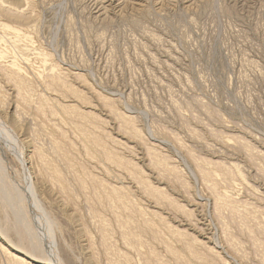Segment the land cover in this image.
Returning <instances> with one entry per match:
<instances>
[{
	"label": "rangeland",
	"instance_id": "rangeland-1",
	"mask_svg": "<svg viewBox=\"0 0 264 264\" xmlns=\"http://www.w3.org/2000/svg\"><path fill=\"white\" fill-rule=\"evenodd\" d=\"M30 2L49 61L39 84L0 63V115L64 264H264V0Z\"/></svg>",
	"mask_w": 264,
	"mask_h": 264
},
{
	"label": "bare ground",
	"instance_id": "bare-ground-1",
	"mask_svg": "<svg viewBox=\"0 0 264 264\" xmlns=\"http://www.w3.org/2000/svg\"><path fill=\"white\" fill-rule=\"evenodd\" d=\"M0 2L7 3L13 12L9 11L8 7H6L7 10L10 15L14 16L13 24L0 20V63L13 67L23 78L33 77L39 84L43 81L42 69L48 64L49 59L39 54L35 47L37 43L35 38L25 28L19 27L15 21L18 16L24 14L23 11H28L31 2L30 0H0ZM19 45L22 46L23 51L19 50ZM29 49H31V53ZM57 68V63L52 64L51 77H54L55 71L57 73ZM24 148L22 141L17 139L14 128L0 115V200L13 214V218L7 221L0 233L5 231L8 234L9 231H12L15 234L17 243L7 242L14 248V251L8 250V253L21 262L64 264L55 250L54 242L45 240L42 232L40 233V228H36L35 222L31 226L32 218L35 217L40 225L47 224L51 235H53V229L57 227V224L46 213L41 201L36 196L35 187L31 186L28 180L30 175L28 176L26 170L27 161ZM7 151L22 165L21 171L15 170L16 168L10 164ZM5 217H7L6 214ZM6 233L4 235H7ZM7 238L6 236L5 239L8 240Z\"/></svg>",
	"mask_w": 264,
	"mask_h": 264
}]
</instances>
